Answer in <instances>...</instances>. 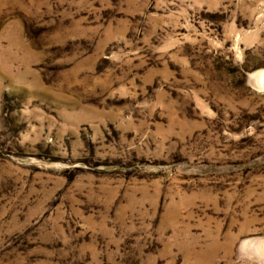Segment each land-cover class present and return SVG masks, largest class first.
I'll return each instance as SVG.
<instances>
[{
    "label": "rangeland",
    "instance_id": "obj_1",
    "mask_svg": "<svg viewBox=\"0 0 264 264\" xmlns=\"http://www.w3.org/2000/svg\"><path fill=\"white\" fill-rule=\"evenodd\" d=\"M0 264H264V0H0Z\"/></svg>",
    "mask_w": 264,
    "mask_h": 264
},
{
    "label": "bare ground",
    "instance_id": "obj_2",
    "mask_svg": "<svg viewBox=\"0 0 264 264\" xmlns=\"http://www.w3.org/2000/svg\"><path fill=\"white\" fill-rule=\"evenodd\" d=\"M263 77V75H261V74H255L253 77H252V79L253 80H255V84H257L258 83V81H259V79L260 78H262ZM254 83V82H253ZM262 84V83H261ZM263 85V84H262Z\"/></svg>",
    "mask_w": 264,
    "mask_h": 264
}]
</instances>
